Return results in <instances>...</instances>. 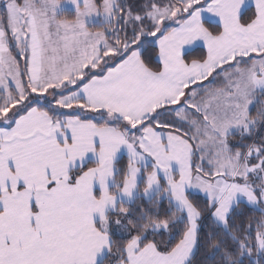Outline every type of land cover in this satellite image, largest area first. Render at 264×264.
Returning <instances> with one entry per match:
<instances>
[{"label":"snow or ice","instance_id":"1","mask_svg":"<svg viewBox=\"0 0 264 264\" xmlns=\"http://www.w3.org/2000/svg\"><path fill=\"white\" fill-rule=\"evenodd\" d=\"M0 264H264V0H0Z\"/></svg>","mask_w":264,"mask_h":264}]
</instances>
